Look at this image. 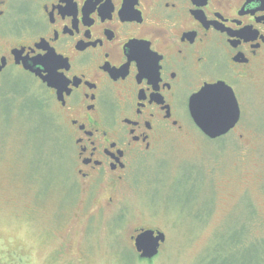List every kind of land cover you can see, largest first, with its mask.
Segmentation results:
<instances>
[{"label":"flooded vegetation","instance_id":"obj_1","mask_svg":"<svg viewBox=\"0 0 264 264\" xmlns=\"http://www.w3.org/2000/svg\"><path fill=\"white\" fill-rule=\"evenodd\" d=\"M263 65L264 0H0V102L40 91L30 102L64 145L52 184L82 206L112 207L145 157L189 123L211 141L233 131ZM19 72L29 85L12 86ZM216 83L233 91L239 119L210 139L189 99Z\"/></svg>","mask_w":264,"mask_h":264},{"label":"rangeland","instance_id":"obj_2","mask_svg":"<svg viewBox=\"0 0 264 264\" xmlns=\"http://www.w3.org/2000/svg\"><path fill=\"white\" fill-rule=\"evenodd\" d=\"M255 79L241 95L244 113L233 131L211 141L189 123L145 157L112 207L98 208L78 204L81 194L59 198L52 182L64 145L46 111L30 102L40 91L21 90L31 80L17 73V96L0 102V264L250 261L252 240L233 243L241 227L250 237L264 235V65ZM120 213L123 221L115 222ZM147 227L165 234L151 261L134 256L131 239Z\"/></svg>","mask_w":264,"mask_h":264},{"label":"water","instance_id":"obj_3","mask_svg":"<svg viewBox=\"0 0 264 264\" xmlns=\"http://www.w3.org/2000/svg\"><path fill=\"white\" fill-rule=\"evenodd\" d=\"M205 89H215L222 101L226 117L219 120L213 126L205 129L197 118L193 115L192 97L199 95ZM189 114L193 123L208 138L215 139L225 135L231 130L239 119V107L233 91L224 83H216L213 85H205L197 93L193 94L189 99ZM133 247L139 258L150 259L159 252L161 244L165 241V234L161 230L152 228L140 229V231L132 237Z\"/></svg>","mask_w":264,"mask_h":264},{"label":"snow or ice","instance_id":"obj_4","mask_svg":"<svg viewBox=\"0 0 264 264\" xmlns=\"http://www.w3.org/2000/svg\"><path fill=\"white\" fill-rule=\"evenodd\" d=\"M193 115L202 127L207 128L226 117L219 93L215 89H205L192 97Z\"/></svg>","mask_w":264,"mask_h":264},{"label":"trees","instance_id":"obj_5","mask_svg":"<svg viewBox=\"0 0 264 264\" xmlns=\"http://www.w3.org/2000/svg\"><path fill=\"white\" fill-rule=\"evenodd\" d=\"M222 138H220L219 140H221ZM255 214V213H254ZM124 214L120 213L117 217H115V222L116 221H121L122 220V216ZM254 219V218H253ZM123 221V220H122ZM121 221V222H122ZM116 225H119L116 224ZM240 233V237L235 239L234 243L233 244H238V247H240L241 245H244L246 243V238H250V240H252V243L246 248V251L249 252V256L250 257V261L246 262V261H241L242 264H253V260H254V264H264V246L261 247L262 245H264V235H259L257 237H250L249 235H247L246 231L243 232L242 231V227L239 231ZM233 247V246H232ZM231 247V248H232ZM134 256H136L137 258H139L138 254L135 252H133ZM218 255V253L216 254ZM128 257V255H127ZM154 258V257H153ZM153 258H150V259H145V260H149L151 261ZM139 259H142V258H139ZM213 263L212 264H222L223 263V259L221 258H218V259H212Z\"/></svg>","mask_w":264,"mask_h":264}]
</instances>
